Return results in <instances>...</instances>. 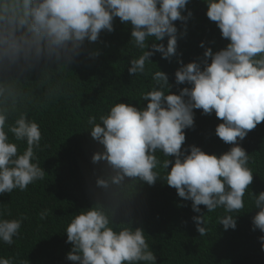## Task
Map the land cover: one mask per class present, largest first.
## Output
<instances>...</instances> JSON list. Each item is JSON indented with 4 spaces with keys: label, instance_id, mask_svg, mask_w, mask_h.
Returning <instances> with one entry per match:
<instances>
[{
    "label": "clouds",
    "instance_id": "obj_1",
    "mask_svg": "<svg viewBox=\"0 0 264 264\" xmlns=\"http://www.w3.org/2000/svg\"><path fill=\"white\" fill-rule=\"evenodd\" d=\"M190 0H0V73L24 75L38 65L64 67L84 51L85 43L98 41L102 31H114L113 21L130 23L131 41L142 50L130 60V75L144 74L150 57L159 52L162 58L176 55L177 27L174 21L186 22L192 16L182 15ZM206 15L216 23L223 38L230 41L226 48L213 53L204 51L201 63L191 62L175 72L176 84H188L179 94H170L169 77L156 71L155 84L141 93L146 107L131 103H115L99 123L90 116V135L102 146L91 162L103 163L95 179L109 204L98 201L93 207L74 214L66 227L67 242L73 245L67 254L78 264H156V255L147 243L142 228L128 223H114L116 200L114 193L136 182L149 186L166 180L177 195L191 201L192 211L208 213L223 208L226 213L244 207L243 197L253 182L248 167L249 155L240 146L248 132L264 122V0H204ZM149 37L163 43H152ZM204 47L203 42L200 45ZM99 56L98 51L90 53ZM210 58L211 62H208ZM0 88V97L4 96ZM194 109L203 115L222 120L215 134L224 143L233 145L219 157L206 154L200 147L185 143V129L194 126ZM9 109L0 107V195L14 189L25 191L45 171L33 161L34 149L40 147V125L20 113L13 124H7ZM7 127V131H6ZM11 132L27 148L18 154V147L9 141ZM166 159L159 160L156 153ZM168 157H174V161ZM171 165L170 171H168ZM165 170L161 177L157 168ZM131 183H127V181ZM257 214L252 218L253 231L264 233V192L255 196ZM46 218L48 210L42 211ZM204 215L193 216L200 236L206 235ZM23 222L20 219H0V242L14 243ZM225 230L235 229L232 215L219 218ZM203 225V226H201ZM264 251V235L259 238ZM0 264L13 260L0 257ZM23 264V262H21Z\"/></svg>",
    "mask_w": 264,
    "mask_h": 264
},
{
    "label": "trees",
    "instance_id": "obj_2",
    "mask_svg": "<svg viewBox=\"0 0 264 264\" xmlns=\"http://www.w3.org/2000/svg\"><path fill=\"white\" fill-rule=\"evenodd\" d=\"M188 11L192 16L186 22H173L178 30L176 55L169 60L155 52L149 58L152 63H146L144 74L128 72L130 60L138 58L142 50L131 41V24L121 23L118 17L113 21L114 31H102L98 41L86 42L84 51L67 69L54 65L44 68L41 64L24 75L0 73V88L5 90L0 107L9 109L7 124H13L20 113H26L40 125L42 139L40 147L34 149L33 162L45 171L44 178L25 191L14 189L10 194L0 195V219L23 217L14 243L0 242V257L12 259L13 264H78L67 259L73 247L67 242V225L74 214L90 209L98 201L110 203L95 186L104 165L91 162L102 146L90 135L89 117L95 116L99 123L100 115L117 102L146 107L141 93L151 90L155 84L152 76L158 70L168 75L170 94L178 95L184 87H190L176 84L175 72L182 64L197 62L203 68L206 48L216 53L230 43L207 17L204 0H190L182 15L187 16ZM167 39L155 41L149 37L146 50L153 51L152 43H163L166 47ZM202 42L204 47L200 46ZM94 51L100 55L91 56ZM193 111L194 126L185 129L182 150L194 145L217 157L229 151L233 145L224 143L215 134L223 121L214 112L203 115L202 109ZM8 135L9 141L17 145L18 154H22L27 148L26 141L16 140L11 132ZM239 144L250 156L248 167L253 172L242 209L226 213L221 207L208 213L200 205L201 213H195L192 202L180 198L166 180L158 179L152 186L138 181L114 193L116 200H123L115 206L114 223L131 221L133 228H142L150 250L156 255V264H264V251L258 239L264 233L252 230V218L258 209L250 195L264 192V122L249 131ZM156 156L161 161L166 159L160 152ZM156 171L161 177L165 175L162 168ZM44 210H48V215L40 219ZM201 214L205 216L207 229L204 236H200L192 219ZM226 215L236 219L234 230H225L219 224V218Z\"/></svg>",
    "mask_w": 264,
    "mask_h": 264
}]
</instances>
